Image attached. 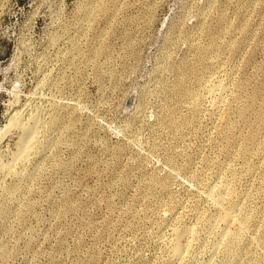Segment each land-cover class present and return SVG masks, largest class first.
<instances>
[{"label":"rangeland","instance_id":"374dc122","mask_svg":"<svg viewBox=\"0 0 264 264\" xmlns=\"http://www.w3.org/2000/svg\"><path fill=\"white\" fill-rule=\"evenodd\" d=\"M18 112L0 264H264V0H0Z\"/></svg>","mask_w":264,"mask_h":264},{"label":"bare ground","instance_id":"6f19581e","mask_svg":"<svg viewBox=\"0 0 264 264\" xmlns=\"http://www.w3.org/2000/svg\"><path fill=\"white\" fill-rule=\"evenodd\" d=\"M17 113V111H16ZM19 114V112H18ZM17 117V115L14 113L13 116L9 119V122L0 129V141L4 139L6 136H8L13 130L20 129L22 131V149L17 153L13 162L21 155L22 150L26 152L29 150L31 146V138L35 132V117L32 118L30 121H25L24 118ZM37 119V118H36ZM28 120V119H27ZM37 124V123H36ZM1 153V152H0ZM12 157V158H13ZM11 165V164H10ZM0 169H9V166H7V162L3 161L0 156ZM11 169V168H10ZM228 217V215H226ZM230 232V231H229Z\"/></svg>","mask_w":264,"mask_h":264}]
</instances>
